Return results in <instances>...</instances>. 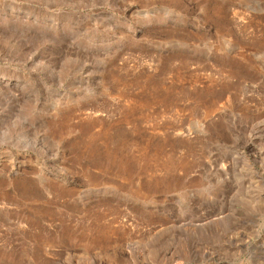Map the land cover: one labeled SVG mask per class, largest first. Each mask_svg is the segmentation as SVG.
Returning <instances> with one entry per match:
<instances>
[{
	"label": "rangeland",
	"instance_id": "374dc122",
	"mask_svg": "<svg viewBox=\"0 0 264 264\" xmlns=\"http://www.w3.org/2000/svg\"><path fill=\"white\" fill-rule=\"evenodd\" d=\"M0 264H264V0H0Z\"/></svg>",
	"mask_w": 264,
	"mask_h": 264
}]
</instances>
